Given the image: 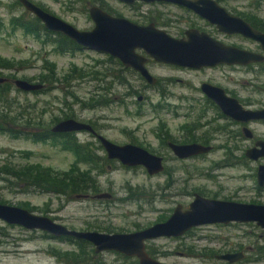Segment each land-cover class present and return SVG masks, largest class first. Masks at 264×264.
Wrapping results in <instances>:
<instances>
[{
	"label": "rangeland",
	"instance_id": "rangeland-1",
	"mask_svg": "<svg viewBox=\"0 0 264 264\" xmlns=\"http://www.w3.org/2000/svg\"><path fill=\"white\" fill-rule=\"evenodd\" d=\"M31 1L81 30L93 27L88 13L92 4L105 5L107 9L128 18L133 15L118 0ZM14 2L0 0V19L3 22L0 60L12 64L9 68L0 67V77L42 83L38 81V76L47 73L43 67L49 62L55 65L56 80L42 83L45 88L39 92H23L10 83V89L6 91L8 105L37 120L41 116L40 127L44 128H51L56 118L73 113L80 115L81 112L84 120L91 119L108 127L105 136L110 140L121 144L130 138V134L140 144L143 143L144 148L164 156V169L149 175L141 165L128 167L118 161H110L104 151L98 150L96 154L104 158L99 170L95 168L96 165L79 161L71 150L64 149L60 138L37 142L30 134L38 128L20 125L16 129L28 132L29 136L22 133L15 137L0 132L2 203L48 216L68 228L108 233L131 232L162 222L171 215L177 204L187 208L194 193L240 203L264 204V186L259 187L256 181L257 166L264 164V158L251 160L244 155L253 143L242 134L239 123L230 128L234 130L232 134L236 131V138L229 139L228 135L222 133L217 135L215 129L223 126L224 122L213 121L216 111L209 110L200 120L201 124L209 122L208 125L197 133L205 131L208 135L214 134L215 139L210 141L211 150L205 154L176 158L157 135L169 132L173 139L180 140L184 134L182 128L193 121L197 113L181 102L178 114H174L163 107L165 99L151 94L146 103L139 101L136 105H123L121 98L124 89L118 83H112L111 90H108V103L97 105L99 95L105 92L102 89L112 79L106 77L102 82L94 80V71L115 76L118 73L117 64L108 61L106 54L87 49L57 52L53 44L43 43L11 22L14 17L24 20L34 17ZM230 6L237 13L264 19V0H235ZM137 11L149 19L158 18L163 13L167 16L172 9L165 5H143ZM235 41L246 46L251 44L241 38ZM151 70L157 76L193 80V85L211 77L234 90L240 99L250 103H247L250 107L264 105V70L257 73L244 67H222L188 72L167 66H151ZM97 76L101 77L98 73ZM169 89L199 95L186 85H171ZM132 99L136 101V97ZM171 101L175 103L173 99ZM158 103H161L160 108ZM247 127L256 138L264 139V121H254ZM27 164L40 165L56 173L68 172L71 168L89 171L98 191L112 194L114 199L90 200L77 198L74 194L40 192L34 187L17 185L5 172L9 166ZM108 165H111L109 169ZM44 235L39 230H28L0 220V264L134 263L132 258L125 259L114 251L95 254L94 246L90 243L81 247L71 241ZM146 249L154 251L155 258L169 264H264V229L255 222L205 224L193 227L179 237L147 241ZM239 251L244 253V258L233 263L215 258L217 254Z\"/></svg>",
	"mask_w": 264,
	"mask_h": 264
},
{
	"label": "water",
	"instance_id": "water-1",
	"mask_svg": "<svg viewBox=\"0 0 264 264\" xmlns=\"http://www.w3.org/2000/svg\"><path fill=\"white\" fill-rule=\"evenodd\" d=\"M21 6L37 18L44 28L50 32L61 34L76 43L80 48L109 55L118 59L125 67L139 72L144 79L153 84L157 78L149 73L146 62L152 58L155 62L172 64L181 67L199 69L215 66L220 63L246 65L262 61L264 57L258 53L228 47L216 41L206 33L195 29L185 32L186 38H175L164 29L153 23L137 24L125 17L114 16L98 5L88 9L93 22L90 30H81L56 15L46 11L31 0H17ZM131 5L135 1L145 3L166 2L182 5L192 9L198 15L215 24L219 30L228 33H239L244 37L257 41L264 50V33L254 29L245 20L230 15L213 0H118ZM203 6V7H202ZM142 50L143 56L136 52ZM8 81L0 77V84ZM12 84L23 92H35L45 88L42 83H34L25 79H12ZM203 92L214 101L223 114L241 123L264 120V108L245 109L236 98L225 95L223 89L210 85H202ZM90 129V126L73 118L58 121L51 127L54 133H65ZM246 137L251 138V131L243 128ZM99 139L108 159H116L121 164L133 167L143 166L149 175L157 174L164 169L163 159L146 148L113 143L103 136ZM173 154L178 158H187L205 154L211 146L198 143H169ZM244 155L257 160L264 158V140H257L254 146L245 150ZM256 181L259 187L264 186V164L256 169ZM87 197V195H77ZM94 199H110L107 192H99L91 196ZM0 220L10 225H19L28 230H39L52 238L72 237L83 240L94 246L95 254L114 251L126 257H134L139 264H169L150 256L146 250V242L160 237H179L193 227L205 224H228L230 222H255L264 229V204L240 203L231 200L205 197L194 193L192 201L183 208L177 204L171 215L162 222L131 232L105 233L96 230L70 229L45 215L35 214L29 210L0 203ZM220 261L233 263L244 258V253L226 252L215 255Z\"/></svg>",
	"mask_w": 264,
	"mask_h": 264
},
{
	"label": "flooded vegetation",
	"instance_id": "flooded-vegetation-1",
	"mask_svg": "<svg viewBox=\"0 0 264 264\" xmlns=\"http://www.w3.org/2000/svg\"><path fill=\"white\" fill-rule=\"evenodd\" d=\"M213 1H215L217 3V5H219L220 7L224 8L230 15H234V16H238V17L242 18L249 25H251L254 29L259 30V31L264 33V19L260 18L259 16H254V15L253 16H246L245 14L237 13L234 10V8H232L230 6L231 3L234 2L235 0H213ZM121 4L127 10L131 11V13L133 14L131 16L132 19L125 17V16H122V17H125V18H127V19H129V20H131L137 24H140V25H147V24L153 23L156 28L164 29L172 37L186 38L185 32L187 30L195 29L201 33L208 34L210 37H212L213 39H215L216 41L220 42L221 44H223L225 46L237 47L239 49L258 53L264 57V50L261 49V46L257 41H255L251 38L244 37L239 33H228L226 31H221V30H219V28L215 24L210 23L207 19L198 15L197 13H195L192 9H190L188 7H185L182 5H177L174 3H166V2L145 3V2H141V1H135L131 5H127L124 3H121ZM92 5H97V4H92ZM143 5H152V6H154V5H165L167 7H170L172 9V11H168L166 14L167 16H165V14L163 13L158 18L151 17L148 19L144 13L137 11ZM98 6H100L103 10L107 11L108 13H110L114 16H121L120 14H117L114 10L110 9V12L108 10H106L107 7L105 5L104 6L98 5ZM140 18H141V20H140ZM237 38H241L242 40H245L246 42H249L251 44L250 45L247 44L248 46H246V45L237 43L235 41ZM136 52L147 57V55L142 50H136ZM108 56L109 55H107V57ZM116 60L121 65L120 66L121 71L125 73L122 76L121 81L118 83L119 85L123 86V89H124L123 93H122L123 97L121 98V103L123 105H125V104L126 105H134V104L136 105V103H138L139 101L146 103L149 101V97L151 94V95L158 96L159 99H165V104L163 107L170 110V111L172 110V112L174 114H178L177 109L179 108L181 102L186 103L188 109H190L194 113H197V116L195 117V119L191 122L186 123L185 127L182 128V130L184 131V134H182V137H180L181 138L180 140L173 139L172 136L169 135V132H164L162 134L160 133L159 135H157L158 139L159 138L162 139V144L166 145L170 150H171V148L169 147V143L179 144V145L198 143V144H203V145H209L212 147V145H210V141L212 139H215L214 134L208 135V134H206L205 131L202 134L197 133V131L199 129L208 125L209 122H204L201 124L200 120H201V117H203V115H205L209 110L216 111L217 115L213 121L222 120L224 122L223 126L216 128L214 132L217 131L216 132L217 135H218V133H222L225 136L228 135L229 139H233V138L237 137L236 131L234 134H232L234 131V130L230 129L232 125H237L239 123L238 125H240L241 132L244 135L243 128L247 127V124L252 123L254 121H264V120H254V121H249L248 123H241V122H238V121H236L230 117L225 116L223 114V112L221 111L220 107L203 92V90L201 88L203 84H210V85H213V86H216V87L223 89L226 96L236 98L239 101V103L245 109H251V110L262 109V108H264V105H261L259 107H255V108L250 107V105H249L250 103L248 101L240 99L234 90L230 89L229 87H227L224 84L216 82L214 78L209 77V78L201 79L197 82V85H193V80H184V79L179 78V77L174 78L173 76H166V77L157 76L151 70V66H167L169 68L176 69L177 71H188V72H201V71H205V70H214V69L222 68V67L228 68V69H234L236 67H244V68H247V69L253 70L254 72L259 73L258 71L264 70V59L262 61L251 62V63H248L246 65L220 63V64H217L215 66H209V67H202L199 69H194V68L176 66V65H172V64L155 62L152 58H149V60L146 62V68L150 74H152L153 76H155L157 78L156 82L153 84L148 83L144 79V77H142V75L139 72L135 71L131 67H125L124 65H122V63L118 59L114 58L115 62H116ZM109 77H111V75ZM12 79L13 78H9L8 81H6L5 83H7V82L12 83L11 82ZM229 79L233 80L232 78H229ZM30 82H32V81H30ZM243 83L248 84L247 81H243ZM176 84L189 86V87L194 89L192 91H194V92L197 91L199 93V95H194V94H192V92H188V91H186V92H184V91L174 92L173 90L169 89V88H171V85L173 86ZM134 97H136V101L134 99H132ZM125 99H127V101ZM171 99H173L175 101V103H173L171 101ZM247 103H249V104H247ZM105 104H107V103H105ZM105 104H103V105H105ZM160 105H161V103L157 104L158 108H160ZM79 114L80 115H76L75 113H73L72 118L75 120H78L80 122H84V123L88 124L90 126V129H82V130H76V131L65 132V133H56L59 135L57 137L58 138H63V137L72 138L71 141L73 142V144L75 143L76 146H80V148L85 149L86 152L90 153L92 155V157H95V159H98V160L103 161L104 158L101 156H98L96 153L98 152V150L104 151L106 158L108 159L106 151H105L104 147L102 146V143L99 139V136H103V137L107 138L105 136V133H106L107 129H109V128L106 127L105 125L100 124V123H98L94 120H91V119H85L84 120V118L81 115V112ZM187 114H188V112H187ZM56 123H54V124H56ZM50 132H52L51 128H50ZM52 133H54V132H52ZM251 134H252V137L251 138L247 137V138H249L252 141V143H253L252 146H254V144L257 140H264V139L256 138L253 135L252 131H251ZM27 136H29V135L27 134ZM30 137L32 138V133L30 134ZM129 137H130L129 139H126V141L122 142L119 145L132 144V145H137V146L143 147V143L140 144L138 142L139 140L136 137L130 136V134H129ZM107 139L110 140L109 138H107ZM110 141H112V140H110ZM39 142H42V141H39ZM112 142L116 143L114 141H112ZM116 144H118V143H116ZM147 150L150 151L149 149H147ZM150 152L155 154V152H153V151H150ZM171 152H172V150H171ZM161 157L164 160V156L161 155ZM175 157L178 158L177 156H175ZM179 159H182V158H179ZM108 160L118 161L116 159H108ZM110 167H111V165L107 166L108 169ZM97 193H99V191L91 192L89 190L85 193L76 194L75 196L87 195V197H79V198L90 199V200H108V199H94L91 197L92 195L97 194ZM110 196H111L110 199L113 200L114 199L113 195L111 194ZM70 229H72V228H70ZM96 231H98V230H96ZM108 232L109 231H105V233H108ZM129 258H132L133 260L135 259L134 257H129Z\"/></svg>",
	"mask_w": 264,
	"mask_h": 264
},
{
	"label": "trees",
	"instance_id": "trees-1",
	"mask_svg": "<svg viewBox=\"0 0 264 264\" xmlns=\"http://www.w3.org/2000/svg\"><path fill=\"white\" fill-rule=\"evenodd\" d=\"M14 4H20L17 0H15ZM21 5V4H20ZM103 6V5H101ZM110 12V9H107ZM14 25L17 27L22 28L26 33H29L31 35L36 36L37 39H41L43 43L47 44H53L54 49L59 53H66V52H75L79 49H81L76 43H74L72 40L68 39L67 37L50 32L44 28V26L41 24V22L35 18L31 17V20H24L21 17H14L11 20ZM3 27V22L0 19V31ZM108 61L113 62L114 58L108 56ZM102 62V61H100ZM115 64L118 66V73L114 76L111 75L110 79L111 82H108V86L106 88H103L102 90L105 91L103 94H100L98 97L97 105H103L107 101L106 95L108 94V90H111L112 83H119L121 81L122 76L125 74L120 69V63L116 60L114 61ZM11 63L8 61H1L0 60V67L2 68H9L11 67ZM46 70V74H40L38 76V81L45 83V82H52L55 81V65L52 63L47 62L46 65L43 67ZM94 80L97 81H104L105 78L109 77L110 75L108 72H96ZM100 74L101 77L98 78L97 76ZM116 79V80H114ZM31 81V80H28ZM11 84L10 83H3L0 84V132L11 134L15 137L20 136L22 133L27 136L28 132H22L18 129H16V126H36L38 128L37 131H35L32 134V139L34 141H45L47 139H56L59 136L58 134H54L50 132V128H44L40 127L42 122V117L40 116L39 120L32 118L31 116H28L27 113H24V111H18L14 108H12V105H8V95L6 93L7 90L10 89ZM99 89V87H98ZM44 89H42L43 91ZM41 91V90H39ZM35 91V92H39ZM26 116V117H24ZM66 118H72V114H68L65 117L59 119L56 118L55 122H58L62 119ZM29 135V134H28ZM62 140V146L66 150H71L76 158L79 161H83L86 163L93 165H96V169H101L100 165H102L103 161L95 159V157H92V155L85 151V149L80 148V146H76L75 143L71 141L72 138H60ZM15 181V183L19 186L24 185L26 188L28 187H34L38 189L37 191L40 192H49L52 194H81L85 193L87 191L96 192L98 191L97 186L95 185L94 177L91 175L92 173L89 171H80L78 169L71 168L68 172H62V173H56L52 172V170L48 168H44L40 165H31L27 164L24 166H18V167H12L9 166L7 171ZM0 203H2V200L0 199ZM45 235H48L45 233ZM44 235V236H45ZM62 240H67L75 243L77 246H84L86 244H89L86 241L83 240H75L72 237H63ZM148 254L155 258L154 254H156L154 251L147 250ZM123 258L128 259L129 257L123 256ZM74 259V258H73ZM133 264H139L138 260L135 258Z\"/></svg>",
	"mask_w": 264,
	"mask_h": 264
}]
</instances>
